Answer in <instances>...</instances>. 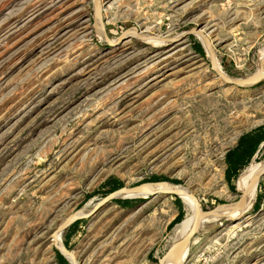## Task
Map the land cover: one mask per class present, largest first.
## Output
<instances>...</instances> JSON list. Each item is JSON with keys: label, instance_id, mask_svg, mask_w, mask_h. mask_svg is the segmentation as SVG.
<instances>
[{"label": "rangeland", "instance_id": "rangeland-1", "mask_svg": "<svg viewBox=\"0 0 264 264\" xmlns=\"http://www.w3.org/2000/svg\"><path fill=\"white\" fill-rule=\"evenodd\" d=\"M99 2L112 42L132 28L175 37L196 27L232 78L255 72L264 52V0ZM258 127L264 77L225 84L197 35L108 45L91 0H0V264H57L55 229L72 214L85 216L58 236L77 264H159L183 201L98 204L105 179L133 187L155 176L190 190L202 210L222 206L240 195L242 171L264 162L263 139L226 179L225 152ZM182 264H264V173L237 219L197 228Z\"/></svg>", "mask_w": 264, "mask_h": 264}, {"label": "water", "instance_id": "water-1", "mask_svg": "<svg viewBox=\"0 0 264 264\" xmlns=\"http://www.w3.org/2000/svg\"><path fill=\"white\" fill-rule=\"evenodd\" d=\"M91 3H92L93 21H94L95 25L99 28V31L101 33L102 38L104 39V41L108 45H113L117 42H121L130 36H134L137 39L142 40V41L154 39V40L162 42V43H173L176 40L182 39L188 35H199V36H201V38L205 44V46L203 44L202 45L204 46V51H205V54L207 56L209 68L214 72L215 77H218L219 79H221L225 84L234 85V86H249V85L257 84L259 82V80L264 77V57H258L257 69L252 74L245 76V77H237V78H232V77L227 76L217 66V61H216L211 43L209 41H207V39H205L204 36H202L200 31L196 27H191L188 30L182 32L181 34H179L178 36H175V37H167V36H159V35H144V34L139 33L135 28H132L133 29L132 32L125 31V32L121 33L111 43L110 40L107 38V36L105 34L104 27H103V22L101 19L100 2H99V0H91ZM263 173H264V164L261 167V169L259 170V173L257 174L256 178L261 176ZM139 186H140V184L133 186V187L121 186V187L109 192L105 197H103L101 199V201L98 204L106 201L107 199H112V198H134L135 196L118 197V196H113V194L117 191L129 192V193H142L143 191L141 188H139ZM155 193H158V192L157 191H150L148 194H146V196L147 195H153ZM160 193L172 194V195L176 196V193L173 190H171V191H160ZM244 198H245V194L241 193L240 195H238V197L234 201H231V202L225 203V204H221V205L225 206L224 210H222V211L215 210V207L208 209V210L199 209L198 213L195 214L193 222H192L189 230L187 231L186 235L182 238L181 242L175 248L176 249L175 250L176 259L180 258L181 254L183 253L184 250L187 251L188 244H189L191 238L193 237L194 233L197 230L198 220L200 218L209 217V218H213V219L222 218V219L230 220L228 218V215L242 209ZM84 216H85V214L69 215L66 219H64L59 224V226L55 230H58V233H60L66 226H68L72 222H74L77 219L82 218ZM235 219H237V218H235ZM55 249L59 252V254L64 259H66L64 252L67 251V249L63 245L61 246V248L55 247ZM185 256H186V254L184 255L183 259L185 258ZM68 263L71 264L69 261H68Z\"/></svg>", "mask_w": 264, "mask_h": 264}, {"label": "bare ground", "instance_id": "bare-ground-1", "mask_svg": "<svg viewBox=\"0 0 264 264\" xmlns=\"http://www.w3.org/2000/svg\"><path fill=\"white\" fill-rule=\"evenodd\" d=\"M202 36H204L207 41L211 43V40L208 38L207 34L202 32L200 29H198ZM129 32H132L133 30H128ZM198 38L202 41V44L205 46L201 36L197 35ZM151 43H158L159 41H156L154 39H149L146 40ZM112 43V41H110ZM260 57H264V52ZM218 66V64H217ZM220 69V67L218 66ZM221 70V69H220ZM264 162H258V163H251L249 166L242 171L240 176L237 179V190L239 194L244 193L245 198L243 202V207L241 210L236 211L234 213H231L228 215V218L231 220H235V218H238L242 212L247 210L251 204V201L254 199L255 193H256V188H257V181L258 178H256L257 174L259 173V170L263 166ZM139 188L142 189V193H129V192H122V191H117L113 194V196H118V197H128V196H135V197H145L146 194H148L150 191H157L160 193V191H171L173 190L178 197L181 198L184 204L185 208V215L183 219L180 222H177L171 231V235L169 236V242L171 243V250L167 253V255L160 260L159 264H182L183 262V257L184 254H187V251L184 250L183 253L181 254L179 259H176L175 257V248L176 246L181 242L182 238L186 235L187 231L189 230L193 219L195 217V214L198 213L200 208V204L196 200L195 196L192 194L190 190L187 188L183 187L182 185H167L164 182H148V183H143L139 186ZM199 204V205H198ZM225 206H216L215 210L217 211H222L224 210ZM213 218L209 217H203L198 220V225L197 228L209 221L212 220ZM53 242L55 244V247L61 248L62 244L60 241V238L58 236V231L54 233L53 237ZM175 246V247H174ZM65 257L70 261L71 264H77L74 256L72 253L67 250L64 252Z\"/></svg>", "mask_w": 264, "mask_h": 264}, {"label": "trees", "instance_id": "trees-1", "mask_svg": "<svg viewBox=\"0 0 264 264\" xmlns=\"http://www.w3.org/2000/svg\"><path fill=\"white\" fill-rule=\"evenodd\" d=\"M194 49L197 53L202 55V49L200 45L196 42L194 44ZM264 139V131L261 127L255 128L252 131L247 133H243L238 136L234 147L228 149L224 154V162H225V176L228 180L230 177L236 176L239 170L247 165L250 156L255 151L257 145ZM161 180L158 177L152 176L149 181L157 182ZM121 186V182L115 177H108L102 184V187H106L105 194L119 188ZM117 203H127V199H115ZM180 212L176 215V217L169 223L170 226L176 222H179ZM77 220L72 222L69 227H72L76 224ZM66 246V242H63ZM55 259L57 264H67L66 260L59 254L58 251L55 250Z\"/></svg>", "mask_w": 264, "mask_h": 264}, {"label": "crops", "instance_id": "crops-1", "mask_svg": "<svg viewBox=\"0 0 264 264\" xmlns=\"http://www.w3.org/2000/svg\"><path fill=\"white\" fill-rule=\"evenodd\" d=\"M234 147V146H233Z\"/></svg>", "mask_w": 264, "mask_h": 264}]
</instances>
